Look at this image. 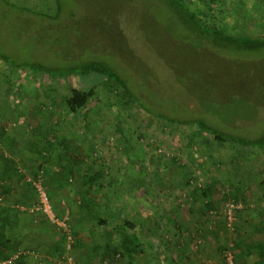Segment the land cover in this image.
I'll list each match as a JSON object with an SVG mask.
<instances>
[{
  "label": "rangeland",
  "instance_id": "rangeland-1",
  "mask_svg": "<svg viewBox=\"0 0 264 264\" xmlns=\"http://www.w3.org/2000/svg\"><path fill=\"white\" fill-rule=\"evenodd\" d=\"M8 1L33 14L57 15L54 0ZM254 1L230 0V29L242 23L244 33L264 35V9L255 11ZM61 3L62 13L49 22L32 15L29 20L24 9H6L0 1V51L14 61L104 60L128 78L143 104L182 118H213L232 133H264V57L183 41L170 11L150 8L144 0ZM246 15L253 23L243 19ZM93 87L96 95L88 107L70 115L64 103L70 90ZM200 155L204 163L199 169ZM1 165L13 179L6 177L3 185L11 192L4 196L0 189V199L29 214L20 220L29 231L25 252L0 264H11L21 253L29 257L28 264H121L104 255L108 244L119 243L125 221L136 225L133 247L146 250L135 254L134 264H153L142 224L147 202L152 213L169 220L164 231L170 264H262L254 244L264 242V154L219 146L195 126L147 114L109 84L96 86L94 78L56 81L8 71L0 62ZM86 170L91 175L104 171L101 189L88 190L82 180ZM33 181L41 182L65 227L34 209L39 194ZM131 184L138 189L147 185L148 195L135 198ZM208 187V197L194 195ZM229 202L242 206L232 221L225 216ZM201 213L208 218L199 219ZM103 219L108 223L99 224ZM51 243H60L65 254L52 255ZM238 245L251 246V251L242 254Z\"/></svg>",
  "mask_w": 264,
  "mask_h": 264
},
{
  "label": "trees",
  "instance_id": "trees-1",
  "mask_svg": "<svg viewBox=\"0 0 264 264\" xmlns=\"http://www.w3.org/2000/svg\"><path fill=\"white\" fill-rule=\"evenodd\" d=\"M6 9L19 11L24 9L25 16L30 20V16L36 17L39 21L41 19H47L49 22L55 20L62 13L64 4L61 0H54L56 4V17H46L47 15L31 11L24 7L17 8V5L11 4L8 0H0ZM145 4H148L150 8H157V10H168L172 15V20L177 28L181 29L180 38L181 40H200L206 45H210L214 48L226 51L227 49H233L237 53H244L249 55V57H264V35L263 36H253L244 33L241 28H244L242 23L236 24L232 29L227 25V19L232 14L233 9L230 6V0H199L197 5L193 0H144ZM131 2V1H130ZM255 11L264 9V0L254 1ZM242 16H245L242 15ZM155 18V17H154ZM52 19V20H51ZM152 22H155L153 17ZM249 23H253V18L251 15H246L243 17ZM232 30V31H231ZM182 42V41H181ZM51 55H53L50 52ZM55 56V55H53ZM254 59V58H253ZM66 59L56 60L57 63L53 61H47V63H41L40 61H14L6 53L0 51V62L10 70H20L22 73H35L40 75V77H49L52 80H65L77 78L83 83L95 79L96 86L101 84H109L113 89L116 88L122 92L127 101L138 105L144 112L150 114L156 118L164 120L169 123L185 125V126H195L197 132L205 133L219 146H225L232 149L236 148H255L260 150L264 154V133L257 136H246L242 134L228 132L226 129L220 128V123L213 118H206L200 116H191L188 118H182L173 113L165 112L159 107H150L148 104H143L140 98L134 90L130 88V81L126 79L122 73L109 62L100 59H78L77 63L72 61L66 64L64 61ZM191 76H196L195 74ZM95 87L90 90L72 88L70 94L64 99V103L68 109L70 115L77 116L83 109L88 107L93 98L95 97ZM140 93V92H139ZM141 94V93H140ZM19 105V104H18ZM247 135H250L247 133ZM191 147L195 146L193 141H191ZM196 153V150L193 151ZM199 152V151H197ZM209 158H212L211 153L208 152ZM204 156H197V165L200 169L203 166ZM9 168L6 166H0V189L4 196L9 194L11 191L9 186H4V181L6 177L8 179H13V175L8 172ZM139 170L141 167L139 166ZM91 172H86V178L83 180L89 189H101L103 185L99 184L101 179H103L104 171L90 174ZM191 173V172H190ZM38 173L34 176L37 179ZM194 176V174H193ZM192 177V176H191ZM195 179V178H193ZM143 181V184L147 182L145 179H139ZM3 181V182H2ZM97 184H99L97 186ZM147 184V183H146ZM148 185V184H147ZM143 185L139 189V186H133L131 184V189L133 190V196L135 198H142L148 195V186ZM200 190V191H199ZM211 188L198 189L194 195H201L202 197H208ZM195 197V196H194ZM6 200V199H5ZM149 201V199H147ZM24 204H29L25 201ZM87 204V203H86ZM147 206L143 207L141 210L146 217L143 216L142 224L144 225V237L147 243L150 245V252L152 255L153 264H170L173 261V257H170V247L166 242L168 231H164L168 227V219L158 213H152V207L150 203H146ZM21 205V204H20ZM88 205V204H87ZM209 208H213L211 205ZM211 212V211H209ZM29 214L20 213L18 210H14L10 207L6 201L0 199V261H5L10 259L16 252H25L27 246H24L25 241L24 236L29 231L22 227L20 220L24 216ZM195 216V214L193 215ZM199 219L208 218L206 214L201 213L198 216ZM163 220V221H162ZM165 220V221H164ZM206 223V221H204ZM108 221L105 219L100 220L99 224L105 225ZM135 223L125 221L120 227V238L119 243L116 245H107L105 248L104 257L107 258L109 262H114L115 259L119 258L121 264H134L135 254H144L146 250L139 247H133L134 240L131 237V232L136 229ZM24 238V239H23ZM165 240V241H164ZM200 242L201 240L198 239ZM202 243V242H201ZM201 243H198L200 246ZM256 246V251L260 257V261L264 264V242L254 244ZM51 246L50 253L56 257L58 255L65 254V248H63L60 243ZM238 250L242 254L249 253L251 251V246L248 245H238ZM23 249V250H22ZM20 254V256L11 264H28L29 257L27 254ZM237 253V252H236ZM236 257L241 258L239 252ZM80 264L81 261L78 260ZM174 264V263H173Z\"/></svg>",
  "mask_w": 264,
  "mask_h": 264
},
{
  "label": "built area",
  "instance_id": "built-area-1",
  "mask_svg": "<svg viewBox=\"0 0 264 264\" xmlns=\"http://www.w3.org/2000/svg\"><path fill=\"white\" fill-rule=\"evenodd\" d=\"M33 186L36 187L37 192L39 194V200L37 205L34 207L35 210L42 212L43 214H45L49 220H51L53 223L65 227V220L61 221L59 218L56 217V214L53 211L51 202L46 194V192L43 189V186L41 184L40 181H33ZM242 208V206L240 204H236L234 202H229L226 205L225 208V216L227 217V219L229 221L233 220V217L235 215V212H237V210H240ZM228 261L231 262V258L228 257ZM11 263V261H10ZM69 264H77L73 261L70 260Z\"/></svg>",
  "mask_w": 264,
  "mask_h": 264
},
{
  "label": "crops",
  "instance_id": "crops-1",
  "mask_svg": "<svg viewBox=\"0 0 264 264\" xmlns=\"http://www.w3.org/2000/svg\"><path fill=\"white\" fill-rule=\"evenodd\" d=\"M86 172H88V170H86ZM87 176L86 174L82 176V180L85 179Z\"/></svg>",
  "mask_w": 264,
  "mask_h": 264
}]
</instances>
